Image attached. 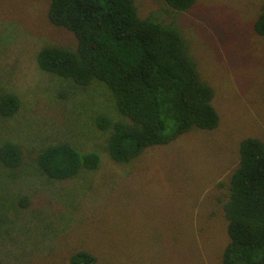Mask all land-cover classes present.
<instances>
[{
  "label": "rangeland",
  "instance_id": "rangeland-1",
  "mask_svg": "<svg viewBox=\"0 0 264 264\" xmlns=\"http://www.w3.org/2000/svg\"><path fill=\"white\" fill-rule=\"evenodd\" d=\"M136 5L140 16L182 32L214 88L219 125L150 147L129 164L114 161L110 131L97 125L101 114L118 116L111 91L38 63L44 45L75 48V34L51 23L50 0H0V94L21 99L14 116L0 115V146L14 141L24 152L17 167L0 159V264H70L79 250L97 264H221L229 241L223 183L242 139L264 140V36L254 29L264 0H197L188 11L165 0ZM61 142L99 152L101 164L50 178L38 157Z\"/></svg>",
  "mask_w": 264,
  "mask_h": 264
},
{
  "label": "trees",
  "instance_id": "trees-1",
  "mask_svg": "<svg viewBox=\"0 0 264 264\" xmlns=\"http://www.w3.org/2000/svg\"><path fill=\"white\" fill-rule=\"evenodd\" d=\"M196 1L165 0L178 11H188ZM48 16L52 24L71 30L77 45L42 46L39 66L79 86L97 82L111 91L118 118L104 113L97 125L110 131L107 147L114 161L129 164L150 147L219 125L214 88L174 23L140 16L136 0H50ZM254 29L264 36V6ZM20 107L17 94L1 92L0 115L12 117ZM239 151L240 159L223 183L229 241L221 264H264V140L246 137ZM0 159L8 167L22 165L21 145L3 143ZM101 162L99 152L69 142L52 144L38 157L40 167L54 179L96 169ZM70 264H97V258L79 250Z\"/></svg>",
  "mask_w": 264,
  "mask_h": 264
}]
</instances>
